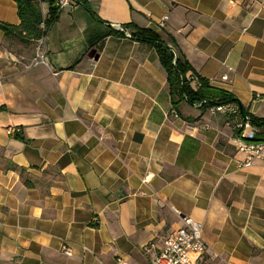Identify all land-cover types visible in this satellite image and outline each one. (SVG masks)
Listing matches in <instances>:
<instances>
[{
  "label": "crops",
  "instance_id": "crops-1",
  "mask_svg": "<svg viewBox=\"0 0 264 264\" xmlns=\"http://www.w3.org/2000/svg\"><path fill=\"white\" fill-rule=\"evenodd\" d=\"M81 1L50 27L46 63L0 27V264H152L184 215L202 222L200 264H264V163L242 165L234 117L174 105L156 47L112 27L173 40L264 118V0ZM0 22L20 24L14 0Z\"/></svg>",
  "mask_w": 264,
  "mask_h": 264
},
{
  "label": "trees",
  "instance_id": "trees-1",
  "mask_svg": "<svg viewBox=\"0 0 264 264\" xmlns=\"http://www.w3.org/2000/svg\"><path fill=\"white\" fill-rule=\"evenodd\" d=\"M14 1L17 4L21 22L19 25L0 22V27L4 30L7 39L14 36L23 42L37 40L47 32L41 28V22L44 21L47 28L50 29L61 11L55 5V0H48L50 8L46 17L42 14L40 0ZM87 9L92 12L89 6H87ZM127 26L135 28L131 33L132 38L156 47L161 64L167 72L169 89L174 105H177L183 99L191 104L203 102L200 105L205 108L226 103H237L240 105L241 102L232 92L212 85L207 78L200 75L173 40L170 45L153 29L136 27L132 24H127ZM172 48H174V51ZM189 71H192L191 75L197 78L196 87L191 84L192 78L188 77ZM245 111L254 124L264 126V118L250 114L247 109Z\"/></svg>",
  "mask_w": 264,
  "mask_h": 264
},
{
  "label": "built area",
  "instance_id": "built-area-1",
  "mask_svg": "<svg viewBox=\"0 0 264 264\" xmlns=\"http://www.w3.org/2000/svg\"><path fill=\"white\" fill-rule=\"evenodd\" d=\"M74 0H55V5L60 10L71 5ZM166 15L164 19H167ZM112 27L126 36L131 37L129 32L123 25L114 23ZM41 28L47 32L37 39L36 56L30 63V66H35L39 63L47 62L46 38L49 31L44 21L41 22ZM174 51V48H172ZM189 78H196L188 73ZM224 79L228 76L224 75ZM203 102H197L200 105ZM213 110L222 112L226 115L235 118L234 122V141L238 152L244 155L242 165L250 166L256 161L264 163V126L254 124L250 116H242L240 107L237 103L218 104L213 106ZM17 131L15 127H8V134L12 135ZM149 175L145 176L143 181L146 182ZM177 213L179 211L175 210ZM182 224L174 231L167 234L160 246L154 254L152 264H200L204 262L205 256L209 251L208 243L206 242L203 231L202 222L191 217L182 216ZM155 246V243L147 245L148 248ZM63 251L70 255L71 249L63 246ZM114 264H134L130 260L119 256Z\"/></svg>",
  "mask_w": 264,
  "mask_h": 264
},
{
  "label": "water",
  "instance_id": "water-1",
  "mask_svg": "<svg viewBox=\"0 0 264 264\" xmlns=\"http://www.w3.org/2000/svg\"><path fill=\"white\" fill-rule=\"evenodd\" d=\"M91 54H94L93 52ZM240 107V111H241V114L243 117H245L247 114H246V111H245V107L240 103L239 105Z\"/></svg>",
  "mask_w": 264,
  "mask_h": 264
}]
</instances>
